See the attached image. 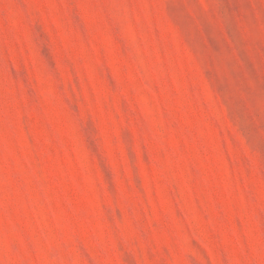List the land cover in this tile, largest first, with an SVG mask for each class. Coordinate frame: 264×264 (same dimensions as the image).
Here are the masks:
<instances>
[{"label":"rangeland","instance_id":"374dc122","mask_svg":"<svg viewBox=\"0 0 264 264\" xmlns=\"http://www.w3.org/2000/svg\"><path fill=\"white\" fill-rule=\"evenodd\" d=\"M0 264H264V0H0Z\"/></svg>","mask_w":264,"mask_h":264}]
</instances>
